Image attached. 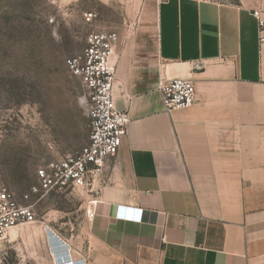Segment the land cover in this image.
Here are the masks:
<instances>
[{"label": "crops", "instance_id": "obj_1", "mask_svg": "<svg viewBox=\"0 0 264 264\" xmlns=\"http://www.w3.org/2000/svg\"><path fill=\"white\" fill-rule=\"evenodd\" d=\"M157 2L112 57L127 136L44 261L68 244L86 264H264V0ZM175 77L193 79L191 107L165 108Z\"/></svg>", "mask_w": 264, "mask_h": 264}, {"label": "rangeland", "instance_id": "obj_2", "mask_svg": "<svg viewBox=\"0 0 264 264\" xmlns=\"http://www.w3.org/2000/svg\"><path fill=\"white\" fill-rule=\"evenodd\" d=\"M157 3L0 0V176L19 201L26 202L23 195L37 183V168L89 141V117L80 101L84 82L68 69L67 58L84 49L93 29L120 33L138 9L139 21L151 19ZM88 12L98 15L93 23L86 21ZM86 191L33 195L28 203L37 218L11 230L8 238L17 240H3L0 264H52L43 258L53 257L44 246L47 232L59 238L55 227L64 226V218L74 221Z\"/></svg>", "mask_w": 264, "mask_h": 264}, {"label": "built area", "instance_id": "obj_3", "mask_svg": "<svg viewBox=\"0 0 264 264\" xmlns=\"http://www.w3.org/2000/svg\"><path fill=\"white\" fill-rule=\"evenodd\" d=\"M254 14L259 19V41L263 46L264 19L259 11ZM97 16L95 12L85 14L89 23H93ZM119 39L116 30L93 29L86 37L84 49L67 58L68 69L82 77L84 82L80 101L89 117V141L81 148L37 168V183L23 195L26 202L19 201L0 176V240L7 239L11 230L19 224L36 220L34 204L28 203L33 195L92 188L100 179L108 158L117 155L131 119L129 111L117 107L114 96L116 66L112 57ZM159 89L167 110L195 104L196 86L191 78L162 80ZM66 246L64 254L56 256L54 264H86L83 256L76 257L78 251L68 244ZM72 257L73 260H68Z\"/></svg>", "mask_w": 264, "mask_h": 264}, {"label": "bare ground", "instance_id": "obj_4", "mask_svg": "<svg viewBox=\"0 0 264 264\" xmlns=\"http://www.w3.org/2000/svg\"><path fill=\"white\" fill-rule=\"evenodd\" d=\"M56 256H59V253H58V252H57V254L55 255V257H56Z\"/></svg>", "mask_w": 264, "mask_h": 264}]
</instances>
